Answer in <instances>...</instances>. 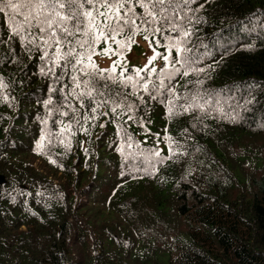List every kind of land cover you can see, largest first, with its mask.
Masks as SVG:
<instances>
[{"label":"trees","instance_id":"16d2710c","mask_svg":"<svg viewBox=\"0 0 264 264\" xmlns=\"http://www.w3.org/2000/svg\"><path fill=\"white\" fill-rule=\"evenodd\" d=\"M181 7L189 52L147 25L100 40L83 101L0 13V264H264V0Z\"/></svg>","mask_w":264,"mask_h":264},{"label":"snow or ice","instance_id":"6c2138e0","mask_svg":"<svg viewBox=\"0 0 264 264\" xmlns=\"http://www.w3.org/2000/svg\"><path fill=\"white\" fill-rule=\"evenodd\" d=\"M189 3L190 0H0V13H3L8 20L9 32L19 38L25 50L40 51L42 53L40 60L52 65L48 69V74L54 79H59L53 71L54 68L64 69V75H67L69 68L71 69L74 73L71 76L73 99L83 101L85 96L89 98L102 96L98 91V81L95 77L108 70L96 69L90 59L94 46L100 40L105 42L110 39L115 40V37L125 30L135 34L141 25H147L153 33L161 31L165 34L169 31L177 33L172 40L177 52H189V49L181 47L183 44L181 37L187 38L191 32L185 30L179 16V12L183 10L181 5L187 8ZM137 6L142 9V13L138 14L135 11ZM18 16L22 19H17ZM85 57L88 58V66L94 71L92 76L86 70ZM163 59L165 68L160 69L162 77L168 67L169 57L165 55ZM151 61L150 57L148 63ZM172 71L178 69L173 67ZM41 72L44 73L43 68ZM125 79L131 81L133 78ZM163 86L162 79L158 88ZM133 87H136L135 83ZM143 87L145 91L149 90L146 80L143 82ZM80 89L85 90L80 91ZM105 103L107 102L101 99L97 107L92 108V112L95 113L97 108ZM48 104L49 101L46 100L45 105ZM69 107L73 113L78 111L72 105ZM85 107L84 103L80 104L81 110ZM124 107L131 109L130 105ZM103 114L107 115V113ZM62 115L67 116L68 112H63ZM72 119L79 127L80 120L74 117ZM81 119L87 122L88 117L81 116ZM68 127L70 128L71 124Z\"/></svg>","mask_w":264,"mask_h":264},{"label":"rangeland","instance_id":"374dc122","mask_svg":"<svg viewBox=\"0 0 264 264\" xmlns=\"http://www.w3.org/2000/svg\"><path fill=\"white\" fill-rule=\"evenodd\" d=\"M139 43L141 44V52H139V56L137 58V63H140L141 65H148V60L149 58L151 57L152 60L154 59V53H153V50L151 49V44L147 41H139ZM137 57L136 54H135V51L134 53L132 54L131 56V59ZM96 61L97 63H99V65L101 66H108L110 64V59L108 58H99V57H96ZM152 62V61H151Z\"/></svg>","mask_w":264,"mask_h":264},{"label":"water","instance_id":"95a60500","mask_svg":"<svg viewBox=\"0 0 264 264\" xmlns=\"http://www.w3.org/2000/svg\"><path fill=\"white\" fill-rule=\"evenodd\" d=\"M6 183V177L0 174V185Z\"/></svg>","mask_w":264,"mask_h":264}]
</instances>
